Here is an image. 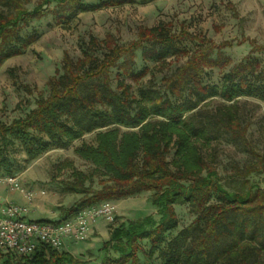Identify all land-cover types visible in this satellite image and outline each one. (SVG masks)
Listing matches in <instances>:
<instances>
[{
    "label": "trees",
    "instance_id": "16d2710c",
    "mask_svg": "<svg viewBox=\"0 0 264 264\" xmlns=\"http://www.w3.org/2000/svg\"><path fill=\"white\" fill-rule=\"evenodd\" d=\"M50 1L41 0L29 11L25 7L27 0H0V65L36 41L35 34L23 37L20 31L31 19L40 18L42 7ZM55 1L73 5L80 13L135 3ZM185 38L194 36L185 30L172 33L162 22L140 27L136 39L127 45H118L111 35L103 40L91 36L80 58L74 61L64 54L60 71L50 80L47 97L39 98L24 117L0 123V172L7 174L11 167L2 158V151L14 142L28 159H34L49 149L48 141L66 147L96 131L95 143H83L75 153L107 180L94 190L84 185V174L74 172L63 191L80 197L70 207L61 208L60 220L102 202L153 192L150 201L158 208L159 220L149 215L111 228L109 240L102 247V264H139L138 253L144 251L142 241L149 246L146 256L151 258L157 253L163 264H264V189L247 179L256 167L238 170L243 178L240 187L229 191L203 154V148L221 134L246 143L238 101L254 98L264 102V68L260 63L254 58L236 64L221 55L210 58L208 52L213 46L205 47L163 79L169 97L192 92L185 102L171 101L152 88H140L134 94L124 79L117 81L118 91L111 86L113 68L133 84L147 74V68H135L137 50L142 61L163 64L168 58L180 59L186 54L178 46ZM99 50L103 51L101 56L96 54ZM227 67L220 85H203L199 81L204 68ZM209 99L221 103L210 114L195 111ZM171 151L172 159L168 161ZM250 154L264 169V156L253 150ZM180 204L188 205L194 219L166 243V234L177 227L174 205ZM164 243L166 247L161 249ZM17 261L16 264H89L63 250L43 246Z\"/></svg>",
    "mask_w": 264,
    "mask_h": 264
},
{
    "label": "rangeland",
    "instance_id": "374dc122",
    "mask_svg": "<svg viewBox=\"0 0 264 264\" xmlns=\"http://www.w3.org/2000/svg\"><path fill=\"white\" fill-rule=\"evenodd\" d=\"M79 1L83 4H98L102 0ZM40 3L41 0H27L25 7L31 11ZM42 10L40 18L31 19L20 31L23 37L35 34L36 41L22 54L0 65L2 124L24 117L35 108L39 98L47 97L50 80L60 71L64 54L74 61L80 58L82 48L91 36L103 40L111 35L118 45H127L136 39L140 27H152L159 22L168 24L172 33L179 34L185 30L194 36V39L185 38L178 42L179 48L186 53L183 57L168 58L163 64L142 61L140 50H137L135 68H147V74L137 84H133L121 76L117 68H113L110 72L111 86L116 91L117 81L124 79L131 85L134 94H138L140 88H152L165 96L163 79L173 75L180 66L209 46H213L208 52L210 58L221 55L228 58L231 64L254 58L264 68V0H238L235 3L231 0H135L132 4L87 13L76 11L73 5L51 0ZM96 54L101 56L103 51L99 50ZM228 70L229 67L224 70L204 68L199 81L203 85H220ZM191 97L192 92L185 91L179 98H169L171 101L185 102ZM238 102L239 119L246 128V143L221 134L203 148V154L227 190L233 191L240 187L243 178L238 170L245 167H256L247 179L264 189V169L250 154V150H253L264 156V102L254 98H241ZM220 103L218 99H209L199 104L195 111L199 109L204 115L210 114ZM95 133H86L66 147H60L45 138L50 143L49 149L34 159H28L19 144L14 142L3 149L2 158L11 167L10 174L19 177L23 188L34 192L29 202L45 200L44 208L54 210L56 204H71L80 197L63 191L65 182L73 180L74 172L84 174V185L94 190L107 180V176L75 153L83 143L94 144ZM172 154L173 151L167 155L168 161L172 159ZM152 195L153 192H141L109 201L115 206L113 220L108 223L98 218L97 228L110 232L121 222L127 223L149 215L158 221V208L150 201ZM174 211L177 227L166 234V243L194 219L187 204L174 205ZM99 242L100 246L93 248L88 256L85 253L86 258H91L87 261L89 264L103 262L105 253L101 239ZM166 243L160 248H165ZM77 244L81 248L85 242ZM141 245L144 251L138 253L139 264H163L157 253L151 258L146 256L149 249L146 241H142ZM6 258L8 262H5ZM17 260L0 255V264H16Z\"/></svg>",
    "mask_w": 264,
    "mask_h": 264
},
{
    "label": "built area",
    "instance_id": "2783aa9c",
    "mask_svg": "<svg viewBox=\"0 0 264 264\" xmlns=\"http://www.w3.org/2000/svg\"><path fill=\"white\" fill-rule=\"evenodd\" d=\"M0 185L8 194L18 193L27 201L34 192L24 189L15 174L0 172ZM115 206L109 202L87 207L66 220H32L27 205L13 201L0 202V253L9 258L25 259L38 246L63 250L66 241L78 243L87 238V231L98 218L110 223Z\"/></svg>",
    "mask_w": 264,
    "mask_h": 264
},
{
    "label": "crops",
    "instance_id": "0c3cea01",
    "mask_svg": "<svg viewBox=\"0 0 264 264\" xmlns=\"http://www.w3.org/2000/svg\"><path fill=\"white\" fill-rule=\"evenodd\" d=\"M231 1L235 3L238 0ZM6 201H13L18 204L27 205L30 209L28 217L32 220L58 221L60 220L61 208H68L72 205V203L67 204L66 202H62L60 204H56L57 207L54 210H46L43 205L46 203L45 200H42L41 202L35 201L33 203H30L18 193L8 194L0 185V202ZM97 227L99 226H97L96 221L90 225L86 234L87 238L81 241L82 243L85 242V245L83 247L80 248L78 244L76 245V243L66 241L63 247V251L71 254L76 259L87 262L91 258H86L85 253H87L88 256L93 248H98L100 246L99 239H101V242L104 244V242H106L109 237L110 232H105L102 228ZM98 234H100V236H97Z\"/></svg>",
    "mask_w": 264,
    "mask_h": 264
}]
</instances>
